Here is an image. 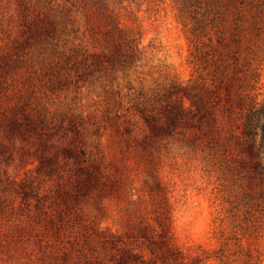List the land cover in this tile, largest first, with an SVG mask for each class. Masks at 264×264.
Wrapping results in <instances>:
<instances>
[{
  "label": "rangeland",
  "instance_id": "rangeland-1",
  "mask_svg": "<svg viewBox=\"0 0 264 264\" xmlns=\"http://www.w3.org/2000/svg\"><path fill=\"white\" fill-rule=\"evenodd\" d=\"M110 5L0 0V264H264L236 83L192 62L174 0Z\"/></svg>",
  "mask_w": 264,
  "mask_h": 264
},
{
  "label": "trees",
  "instance_id": "trees-1",
  "mask_svg": "<svg viewBox=\"0 0 264 264\" xmlns=\"http://www.w3.org/2000/svg\"><path fill=\"white\" fill-rule=\"evenodd\" d=\"M78 9L88 18L87 24L99 17L115 27L118 22L111 9L110 0H79ZM181 14L187 18L191 42L195 50L192 62L209 71L221 81L235 82L236 98L242 109L237 113V125L241 130L236 143L252 153L258 163L260 191L264 192V93H252L254 82L261 76L260 58L264 56V0H174ZM32 1L29 8L36 5ZM72 9L62 14L66 22ZM92 25V24H90ZM202 37H208L205 43ZM256 63H258L256 65ZM262 96V97H261ZM239 174L242 171H238ZM242 185L252 193V207L262 205L261 198L254 197L258 190L254 181L240 176ZM157 190V188H156ZM160 190V189H158Z\"/></svg>",
  "mask_w": 264,
  "mask_h": 264
}]
</instances>
